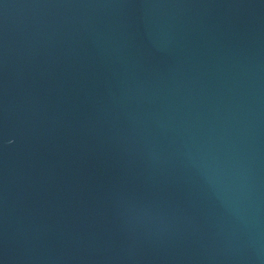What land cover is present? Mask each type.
Segmentation results:
<instances>
[{
  "label": "water",
  "instance_id": "95a60500",
  "mask_svg": "<svg viewBox=\"0 0 264 264\" xmlns=\"http://www.w3.org/2000/svg\"><path fill=\"white\" fill-rule=\"evenodd\" d=\"M0 264H264V0H0Z\"/></svg>",
  "mask_w": 264,
  "mask_h": 264
}]
</instances>
